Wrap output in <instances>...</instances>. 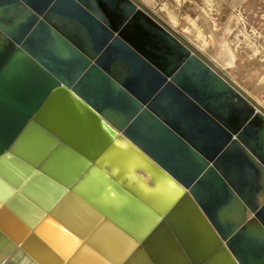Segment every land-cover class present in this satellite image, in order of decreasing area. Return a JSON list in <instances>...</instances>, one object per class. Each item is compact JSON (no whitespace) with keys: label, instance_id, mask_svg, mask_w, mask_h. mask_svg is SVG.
Segmentation results:
<instances>
[{"label":"water","instance_id":"95a60500","mask_svg":"<svg viewBox=\"0 0 264 264\" xmlns=\"http://www.w3.org/2000/svg\"><path fill=\"white\" fill-rule=\"evenodd\" d=\"M263 171L264 111L138 0H0V264H264Z\"/></svg>","mask_w":264,"mask_h":264},{"label":"crops","instance_id":"0c3cea01","mask_svg":"<svg viewBox=\"0 0 264 264\" xmlns=\"http://www.w3.org/2000/svg\"><path fill=\"white\" fill-rule=\"evenodd\" d=\"M138 1L264 111L244 88L239 76L246 58L260 55V59H264V26L262 29L252 27L261 35L259 40L253 41L250 33L244 32L247 25L243 12L256 10V4L264 0ZM259 16L264 17V8ZM246 50L250 53L245 58ZM251 183L250 191L256 194L257 200H263L264 171Z\"/></svg>","mask_w":264,"mask_h":264},{"label":"rangeland","instance_id":"374dc122","mask_svg":"<svg viewBox=\"0 0 264 264\" xmlns=\"http://www.w3.org/2000/svg\"><path fill=\"white\" fill-rule=\"evenodd\" d=\"M256 10L249 11L245 10L244 12V22H246L245 34L250 33L251 30H255L252 27L264 26V17L259 16V11L264 8V2H258L256 4ZM250 50H246L245 58L249 56ZM260 55L257 58H246L244 63V69L240 70V80L244 85V88L248 93L258 102L262 107H264V59H260ZM256 82H259V85H256ZM2 243H0V249L2 248ZM15 249L8 252L5 259L10 257V254ZM21 256H16L9 264H17L18 259Z\"/></svg>","mask_w":264,"mask_h":264},{"label":"built area","instance_id":"2783aa9c","mask_svg":"<svg viewBox=\"0 0 264 264\" xmlns=\"http://www.w3.org/2000/svg\"><path fill=\"white\" fill-rule=\"evenodd\" d=\"M250 38L253 40V41H256V40H259L261 38V35L259 34V32L257 30H251L250 31Z\"/></svg>","mask_w":264,"mask_h":264},{"label":"bare ground","instance_id":"6f19581e","mask_svg":"<svg viewBox=\"0 0 264 264\" xmlns=\"http://www.w3.org/2000/svg\"><path fill=\"white\" fill-rule=\"evenodd\" d=\"M206 4H207V3H206ZM0 243H2V244L4 245L6 242H5V241H3V242L0 241ZM3 245H2V246H3ZM12 249H15V248H12ZM12 249H11V250H12ZM0 250H1V249H0ZM14 252H15V250L12 252V254H14ZM19 256H20V255H19ZM14 258H15V257H13V258L10 260L9 257H8L7 259H9V260L7 261L6 264H9V262L12 261ZM5 260H6V259H5ZM27 263H28V262H27ZM25 264H26V263H25Z\"/></svg>","mask_w":264,"mask_h":264}]
</instances>
